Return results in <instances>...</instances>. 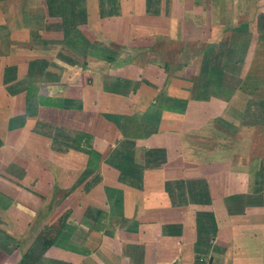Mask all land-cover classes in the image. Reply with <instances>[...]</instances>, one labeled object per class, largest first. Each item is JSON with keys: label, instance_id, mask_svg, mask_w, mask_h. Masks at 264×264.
<instances>
[{"label": "crops", "instance_id": "1", "mask_svg": "<svg viewBox=\"0 0 264 264\" xmlns=\"http://www.w3.org/2000/svg\"><path fill=\"white\" fill-rule=\"evenodd\" d=\"M134 1L0 0V264H264V83Z\"/></svg>", "mask_w": 264, "mask_h": 264}, {"label": "rangeland", "instance_id": "2", "mask_svg": "<svg viewBox=\"0 0 264 264\" xmlns=\"http://www.w3.org/2000/svg\"><path fill=\"white\" fill-rule=\"evenodd\" d=\"M132 2L137 3L134 0ZM171 2L174 6L176 20L174 22L179 24L174 26V38L167 36V31H164L165 35H160V37L163 42L174 41L177 43L175 48L167 51L168 57L173 59L174 65H170L173 75H178L176 73L179 70L181 72L183 61L194 58L198 60L196 69H201L203 75H207L213 65L228 75L225 79L227 81L231 79L230 83L236 81L240 86L241 83L250 81L251 84H247L245 89L260 93L261 88L258 84L264 83V0H252L251 2H247V0H241V2L239 0H161V3L157 0L154 2V9L159 10L161 5L164 7ZM246 3L248 7H246ZM250 4L251 7H249ZM235 6H237L238 12L234 11ZM186 9L190 10L191 14L193 11L201 17L205 16V26L199 28L204 22L201 25H196V18L192 16L189 18V24L185 18L176 19L177 15L185 12ZM200 16L199 18H201ZM235 28H237V32H235ZM187 29L190 30L188 34L182 33ZM205 31L206 33H204ZM199 32L203 35H200ZM210 42L220 44L213 49ZM182 58L183 61H181ZM164 59L162 58V60ZM178 64L180 65L178 66ZM239 93L241 97L238 100L242 103L246 94L241 87ZM240 106L237 103V107Z\"/></svg>", "mask_w": 264, "mask_h": 264}, {"label": "trees", "instance_id": "3", "mask_svg": "<svg viewBox=\"0 0 264 264\" xmlns=\"http://www.w3.org/2000/svg\"><path fill=\"white\" fill-rule=\"evenodd\" d=\"M50 243V242H49ZM49 243H47V244H49Z\"/></svg>", "mask_w": 264, "mask_h": 264}]
</instances>
